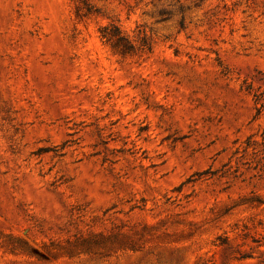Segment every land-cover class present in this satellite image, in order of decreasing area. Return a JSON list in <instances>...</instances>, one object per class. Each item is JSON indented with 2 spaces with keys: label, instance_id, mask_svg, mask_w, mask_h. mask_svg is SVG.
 <instances>
[{
  "label": "rangeland",
  "instance_id": "rangeland-1",
  "mask_svg": "<svg viewBox=\"0 0 264 264\" xmlns=\"http://www.w3.org/2000/svg\"><path fill=\"white\" fill-rule=\"evenodd\" d=\"M0 264H264V0H0Z\"/></svg>",
  "mask_w": 264,
  "mask_h": 264
},
{
  "label": "trees",
  "instance_id": "trees-1",
  "mask_svg": "<svg viewBox=\"0 0 264 264\" xmlns=\"http://www.w3.org/2000/svg\"><path fill=\"white\" fill-rule=\"evenodd\" d=\"M180 10L182 11V8H180ZM100 36L106 44L122 55H131L136 50L128 38L124 36L116 27L105 26L101 28Z\"/></svg>",
  "mask_w": 264,
  "mask_h": 264
}]
</instances>
